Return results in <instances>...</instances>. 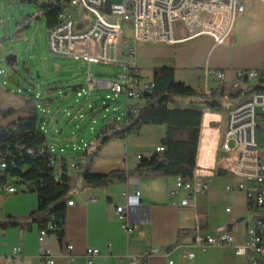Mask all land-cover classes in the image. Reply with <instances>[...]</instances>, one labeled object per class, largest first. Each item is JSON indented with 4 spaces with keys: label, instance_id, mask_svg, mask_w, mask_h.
<instances>
[{
    "label": "crops",
    "instance_id": "1",
    "mask_svg": "<svg viewBox=\"0 0 264 264\" xmlns=\"http://www.w3.org/2000/svg\"><path fill=\"white\" fill-rule=\"evenodd\" d=\"M175 40L174 44L137 46V66L144 81H152L154 69L169 66L175 69L178 82L205 94L219 87L230 88L237 70H264V0L240 2L233 28L221 45L206 35L189 38L183 26H176ZM138 51L142 54L138 55ZM210 70L223 71L225 84H218L208 74ZM145 73L150 74V79L145 78ZM141 104L142 101L126 98L124 107L114 110L109 118L105 116L103 128L114 121H125L129 112ZM228 110L223 108L221 113L211 111L203 116L194 173L208 183L209 192L198 197L189 208L174 206L173 202L178 200L169 197L176 178L130 177L127 183L114 184L104 190H82V175L70 165L76 164L80 168L86 163L85 152L78 153V145L86 144L87 152L91 144L84 141L86 132L81 131L72 141L57 125L52 132L53 145L49 146L69 165L68 175L72 179L70 201L74 205L67 208L63 233L48 232L45 240L56 264H88V249L100 252L93 264H140L142 261L144 264H250L247 257H238L222 247L204 251L194 245L198 230L204 237L222 229L242 234L243 222L249 217L245 194L227 190L239 180L221 168L226 161H220L223 154H220L215 127L225 121ZM93 111V114L85 115L84 107L79 109L80 117L85 115L83 122L88 121L91 131H95L93 126L100 120L99 116L93 117L97 110ZM105 113L110 112L106 110ZM165 136V126H147L138 137L111 141L91 162L90 173L108 175L132 171L138 166L139 157L150 158L157 153ZM63 139L73 146L67 148L69 152L62 148L58 154L54 144L58 146ZM136 191L140 192L139 198L134 196ZM38 205V196L23 190L18 194L0 195V221L27 216L37 210ZM121 206L127 208L130 224L136 226V230L128 233L122 229L116 215V209ZM228 208L232 210L230 213L226 212ZM39 235L40 229L36 225L31 231L18 228L0 230V264H42ZM68 246L74 249L69 251ZM17 247L22 249L19 256L14 253ZM185 249L192 251L195 257L184 259Z\"/></svg>",
    "mask_w": 264,
    "mask_h": 264
},
{
    "label": "built area",
    "instance_id": "2",
    "mask_svg": "<svg viewBox=\"0 0 264 264\" xmlns=\"http://www.w3.org/2000/svg\"><path fill=\"white\" fill-rule=\"evenodd\" d=\"M20 0H9L17 3ZM22 1V0H21ZM242 0H48L47 3L58 7L61 12L58 23L49 29V49L54 55L83 60L88 64H101L120 67L122 74L110 78H98L92 73L87 75V90L77 89L78 98L97 91H106L114 97L125 96L129 100L142 101L146 94L153 92L151 82L144 81L137 66V46L139 44H174L176 26H183L189 38L210 36L218 45L224 43L231 32L239 4ZM126 26L130 27L132 41L125 42ZM208 74L218 84H225L226 75L220 70H210ZM258 81L260 90L246 96L229 109L225 121L217 123L215 133L220 142V161H226L222 168L238 184L228 186L229 192H243L247 199L248 214L252 223L243 222L242 234L231 233L228 229L219 230L214 235L202 236L198 230L194 245L206 251L212 247L230 250L238 257H247L250 264H264V154L260 153L259 134L264 132V70H237L233 89L238 86L251 88ZM211 96V93H207ZM111 99V96L107 97ZM215 110V113H221ZM49 114V109L44 111ZM131 112H135L132 109ZM211 112L204 109L203 116ZM69 116V112H68ZM41 130L45 132V123ZM50 147V146H49ZM54 155L52 164L59 176L64 168H68L63 157ZM87 146L84 147L86 152ZM164 148H157L162 153ZM141 160V157L138 158ZM70 167L77 171L76 164ZM7 168L6 160L0 159V173ZM14 180L2 182L0 179V195H13L22 192L13 183ZM209 192L208 183L194 173L189 182L177 177L175 187L169 191L173 205L189 208L193 202ZM134 196L140 197L136 191ZM74 202L69 201L68 206ZM232 210L228 208L227 213ZM116 215L125 232L137 229L130 224L126 207H118ZM49 229L40 230V260L42 264H56V258L45 240ZM73 246H68L72 251ZM16 255L22 249H14ZM99 250L88 249V264H93ZM184 259H193L195 254L189 249L183 250ZM169 264H173L170 262Z\"/></svg>",
    "mask_w": 264,
    "mask_h": 264
},
{
    "label": "trees",
    "instance_id": "3",
    "mask_svg": "<svg viewBox=\"0 0 264 264\" xmlns=\"http://www.w3.org/2000/svg\"><path fill=\"white\" fill-rule=\"evenodd\" d=\"M45 13L47 28L58 23L61 10L50 4L40 5ZM151 89L141 105L135 106V112H129L125 121L111 122L103 128L96 138L93 149L84 153L86 163L80 165L83 178L82 190H104L114 184H125L130 177L139 179L177 178L189 182L194 177L200 144L204 109L222 110V99L227 89L219 87L211 96L194 89L175 79V69L164 66L153 70ZM234 90L229 94L241 102L246 96L260 90L251 87ZM76 91V90H75ZM231 105L229 109L233 108ZM23 115L21 110H0V159L6 160L7 168L0 173L2 182L14 180L17 186H23L24 192L36 194L39 198L37 210L23 217H9L0 221V230L18 228L31 231L33 226L40 230L52 225L58 235L63 233L68 202L71 198L72 179L64 168L61 175L56 174L52 164L54 155L48 143V137L41 130L37 101L28 99ZM165 126L166 136L161 141L162 153L150 158H141L138 166L129 172H112L108 175L90 173L91 162L101 154L102 148L115 140H127L138 137L144 127ZM204 220V215H200ZM205 229V224H202ZM191 233V232H189ZM142 261L140 264H144Z\"/></svg>",
    "mask_w": 264,
    "mask_h": 264
},
{
    "label": "rangeland",
    "instance_id": "4",
    "mask_svg": "<svg viewBox=\"0 0 264 264\" xmlns=\"http://www.w3.org/2000/svg\"><path fill=\"white\" fill-rule=\"evenodd\" d=\"M47 2L48 0H20L10 3L9 0H0V110L17 109L25 115V102L34 99L38 105L39 122L45 123L49 145H53L52 132L58 125L59 130H65L70 140H74L81 131L86 132L84 141L91 144L89 149L92 150L104 126L105 116L109 118L114 114V110L124 107L126 98H116L106 91L97 90L90 93V98L86 95L78 98L72 87L82 86L87 90L88 73L106 79L118 76L123 71L120 67L88 64L83 60L52 54L49 49V29L45 13L40 9V5ZM124 41H132L129 26H126ZM141 54L138 51V55ZM9 56L15 57L14 66L8 64ZM146 74L145 78L150 79V74ZM259 84L255 81L251 87H257ZM226 89V97L221 100L224 109L239 103L238 100L229 98V94L234 93L233 86ZM108 96H111V99H108ZM83 107L85 115L97 110L93 117L99 116L100 120L93 126L95 131H91L88 121L83 122L84 114L80 117L79 109ZM47 109L48 115L44 112ZM106 110L110 113H105ZM63 140L58 146L54 144L58 154L62 148L69 152L67 148L73 146V143L69 144L66 139ZM259 144L262 147L260 153L264 154V132L259 134ZM85 146L86 144L80 143L78 153H84ZM19 187L24 189L23 186ZM246 220L248 224L252 223L250 216Z\"/></svg>",
    "mask_w": 264,
    "mask_h": 264
},
{
    "label": "water",
    "instance_id": "5",
    "mask_svg": "<svg viewBox=\"0 0 264 264\" xmlns=\"http://www.w3.org/2000/svg\"><path fill=\"white\" fill-rule=\"evenodd\" d=\"M15 60H16V59H15V57H13V56H9V57L7 58L8 64H10L11 66L14 65ZM79 88H81V86H75V87H72L73 90H77V89H79Z\"/></svg>",
    "mask_w": 264,
    "mask_h": 264
}]
</instances>
